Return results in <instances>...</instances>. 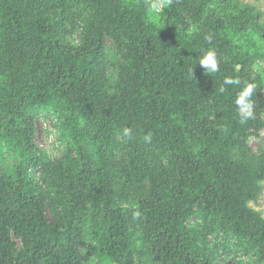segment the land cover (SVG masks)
I'll list each match as a JSON object with an SVG mask.
<instances>
[{
    "label": "trees",
    "instance_id": "trees-1",
    "mask_svg": "<svg viewBox=\"0 0 264 264\" xmlns=\"http://www.w3.org/2000/svg\"><path fill=\"white\" fill-rule=\"evenodd\" d=\"M152 2L0 0V157L15 161L0 166V264H264L249 205L264 182L262 16L240 0ZM207 50L219 71L199 65ZM37 107L61 112L74 149L51 160L34 144Z\"/></svg>",
    "mask_w": 264,
    "mask_h": 264
},
{
    "label": "rangeland",
    "instance_id": "rangeland-1",
    "mask_svg": "<svg viewBox=\"0 0 264 264\" xmlns=\"http://www.w3.org/2000/svg\"><path fill=\"white\" fill-rule=\"evenodd\" d=\"M244 4H249L259 11L262 16V22L264 24V0H240ZM109 48L111 46L110 42H107ZM113 51V50H112ZM255 73H260L264 76V65L257 64L253 67ZM111 69H107V73H109ZM112 77H115L114 73H111ZM112 79V78H111ZM34 116V126H35V135L33 137L34 144L44 153L49 159L53 160L55 158L60 157L62 154L66 153L67 150L74 149V145L72 143L71 137L69 135V129L67 123L64 121L61 112H56L51 108H43L37 107L32 111ZM252 149L256 152L258 146L251 142ZM261 150L264 151V141L261 142ZM75 156V153L72 154ZM15 161L10 157V153L4 151V153L0 157V166L6 168L8 166H13ZM29 175L36 180V177L33 176V170L29 171ZM263 192L260 196L259 200L254 203H250V207L255 211L259 212L261 216L264 218V182L262 183ZM201 210V216L205 215ZM200 219H196V217H192L190 219V223L187 224V227L192 228V223H200ZM233 244V242H231ZM201 247L203 249L212 251L213 250V238H208L207 243L202 244ZM198 249H200L197 246ZM201 250V249H200ZM238 258V257H237ZM237 258L231 255L223 256L221 253L215 257V261L213 264H237ZM238 259L246 260L245 258L239 257ZM93 262L95 261L92 260Z\"/></svg>",
    "mask_w": 264,
    "mask_h": 264
},
{
    "label": "clouds",
    "instance_id": "clouds-1",
    "mask_svg": "<svg viewBox=\"0 0 264 264\" xmlns=\"http://www.w3.org/2000/svg\"><path fill=\"white\" fill-rule=\"evenodd\" d=\"M161 2H163V0H161ZM168 2H170V0H168ZM158 10H159V4L154 0V2L151 3L150 11L156 12ZM199 65L204 69L206 74L219 71L216 52L214 50H207L206 52H204V54L199 57ZM238 83L239 81L233 80L231 78H225L224 80L225 85L238 84ZM254 87L255 86L253 84L245 85L235 97L234 102L237 107L238 115L240 116L242 121H247L253 115L252 102L250 100V97L253 94ZM220 91L224 92L225 89L221 87ZM123 134L125 136H129L130 130L127 128L123 129ZM148 139H150V137L146 136L145 140ZM139 216H140L139 212L134 213V217H139Z\"/></svg>",
    "mask_w": 264,
    "mask_h": 264
}]
</instances>
